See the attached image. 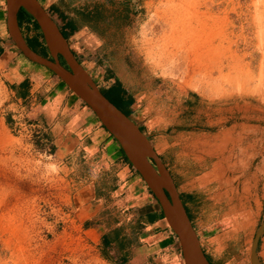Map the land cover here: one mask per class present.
Masks as SVG:
<instances>
[{"label":"rangeland","instance_id":"rangeland-1","mask_svg":"<svg viewBox=\"0 0 264 264\" xmlns=\"http://www.w3.org/2000/svg\"><path fill=\"white\" fill-rule=\"evenodd\" d=\"M41 2L74 22L76 31L67 44L96 87L122 82L132 97L130 118L172 170L186 166L177 156L179 146L164 148L174 128L168 124L173 108L179 110L169 97L176 87L197 91L208 101H228L234 117H250L254 129L264 124V85L259 84L264 78V0ZM23 27L29 36L44 39L32 22L24 21ZM1 69L0 264H117L100 236L136 226L123 218L131 212L123 203L125 192L104 188L95 199L82 200L81 183L86 178L101 183L105 161L101 155L84 156L64 167L42 127L41 133L18 131L17 119H32L26 116L27 107L9 94ZM106 96L118 102L115 90H107ZM254 132L249 142H229L253 163L249 173L213 174L207 184L195 187L190 173L172 174L199 233L204 234L201 227H212L210 239L221 236L207 246L203 235L213 264H251L247 252L264 221V140ZM206 180L199 178L200 184ZM188 188L193 197H186ZM257 259L264 264V230Z\"/></svg>","mask_w":264,"mask_h":264},{"label":"crops","instance_id":"crops-1","mask_svg":"<svg viewBox=\"0 0 264 264\" xmlns=\"http://www.w3.org/2000/svg\"><path fill=\"white\" fill-rule=\"evenodd\" d=\"M38 1L50 15L52 11L44 6L42 0ZM7 6L8 0H0V66L3 82L9 94L15 101L22 103L23 107H27L26 116L32 119L31 122L43 128L44 135L52 143L55 154L61 158L64 167L76 164L84 156L96 158L101 155L105 161L106 178L102 179L101 183L94 178L84 179L78 192L79 197L91 201L98 197L96 191L104 188L125 192L123 203L131 212L125 214L123 218L128 223L139 225L137 230L132 226L126 233L120 232L119 238L126 240L122 250L114 244L107 245L105 236L108 231H102L100 238L105 249L115 254L117 264H185L178 236L170 226L162 206L139 172L126 161L117 140L102 126L84 101L67 86H63L60 79L46 67L35 66V63L27 59L12 41L7 28ZM50 16L61 31L64 25L58 24L53 15ZM68 20L72 21L68 18L65 21ZM65 30L68 34L65 39L68 40L76 31V26L74 32ZM72 53L77 58L75 52ZM99 87L104 93L107 90H115L118 101L127 98L132 100L121 81ZM169 97L179 106V110L177 107L173 108L176 112L168 124L174 128L171 130L170 139L166 136L164 148L170 146L172 151L179 146L177 156L186 161V166L182 165L181 169L172 170L167 157L160 156L156 146L152 144L171 175L174 171L181 174L190 173L192 175L188 177L191 180L190 184L195 187L207 184L210 179L200 184L199 178L209 172L229 174L251 171L252 164L247 160L248 156L238 153L239 151H235L233 147L230 148L229 142L236 139L249 142L253 140L250 137L253 131L260 133V141L263 142V123L255 124L254 129L250 117L240 118L241 120L234 117V110L231 109L233 106H229L228 101H208L192 89L176 87V91L169 92ZM249 104L251 107L252 104ZM246 106L247 103L244 110ZM166 153L169 154L168 151ZM170 156L172 157L173 153ZM248 162L249 164H246ZM192 193V189L188 188L185 192L186 197H193ZM181 198L199 236L202 249L208 257L203 240L205 236L206 245L212 244L210 238L215 235L214 228L201 227L204 236L200 234L199 227L194 224V219L190 215L187 202L183 196ZM198 221L196 220V223Z\"/></svg>","mask_w":264,"mask_h":264},{"label":"water","instance_id":"water-1","mask_svg":"<svg viewBox=\"0 0 264 264\" xmlns=\"http://www.w3.org/2000/svg\"><path fill=\"white\" fill-rule=\"evenodd\" d=\"M21 7L25 8L39 25L51 58L37 53L26 43L18 22V12ZM7 28L10 38L22 54L30 61L51 70L92 109L103 126L117 140L129 162L139 172L162 206L170 226L178 236L185 264H212L202 249L199 236L176 183L148 135L95 86L87 71L73 55L60 29L40 2L8 0ZM58 55L62 56L68 67L60 62ZM139 148L143 149L142 155L137 154ZM263 230L264 221L255 235L251 248L257 264H259L257 245Z\"/></svg>","mask_w":264,"mask_h":264},{"label":"trees","instance_id":"trees-1","mask_svg":"<svg viewBox=\"0 0 264 264\" xmlns=\"http://www.w3.org/2000/svg\"><path fill=\"white\" fill-rule=\"evenodd\" d=\"M51 10H52V13L50 12V15H53V14H56L57 17H59V19L63 22V25H64V28L61 29V32L63 34V36L65 38H67L68 34H66V30L65 29H68L70 30V32H74L75 31V24L73 23V21H65L67 19V17L65 15H63V13L55 6L52 5L51 7ZM22 18L24 21H29V22H32L33 26L36 27L37 29H39V25L37 24V22L35 21V19L33 18L32 15H30V13L23 7L20 8L19 12H18V19L19 18ZM38 36H33L32 37V43H33V47L36 48L37 46H39L40 44L38 43ZM49 70V69H48ZM52 74H54L51 70H49ZM60 83L63 85V86H66V84L60 80ZM101 93L110 101L112 102L115 106H117L118 108H120L127 116H129L131 113H130V105L132 104V100L130 98H127V99H120L117 103H115L114 101L110 100L106 95H107V92L104 93V91L99 88ZM99 120V119H98ZM103 126V124H102ZM104 127V126H103ZM105 128V127H104ZM140 129H142L140 127ZM107 130V129H106ZM143 131V129H142ZM113 137V135H111ZM121 149V147H120ZM121 152L124 154L123 150L121 149ZM124 158L126 159V161L133 167V165L129 162V160L127 159V157L125 156L124 154ZM134 168V167H133ZM182 197V196H181ZM189 215V214H188ZM136 224V230L139 229V225L138 223H135ZM120 231H121V228L118 227V228H115L113 230H110L107 232L106 236H105V243L107 245L109 244H114L116 247H118L119 249H123L125 247V243H126V240L123 238L120 239L119 238V235H120ZM208 258V257H207ZM209 260V258H208ZM210 261V260H209ZM211 262V261H210ZM212 263V262H211ZM213 264V263H212Z\"/></svg>","mask_w":264,"mask_h":264},{"label":"flooded vegetation","instance_id":"flooded-vegetation-1","mask_svg":"<svg viewBox=\"0 0 264 264\" xmlns=\"http://www.w3.org/2000/svg\"><path fill=\"white\" fill-rule=\"evenodd\" d=\"M18 22H19V26H20V30H21V32H22V35H23V37H24L26 43L28 44V46H30V47H31L34 51H36L37 53H39V54H41V55H43V56H46V57L51 58L50 51L48 50V47L46 46V44H45V42H44V39L41 40V39L38 38V41H39L40 45L37 46L36 48H34V47H33V43H32V37L29 36V35L24 31V27H23L24 21H23V19H22L21 17L18 19ZM42 38H43V37H42ZM42 41H43V42H42ZM41 42H42V43H41ZM58 57H59L60 62H61L64 66L68 67L67 64L65 63L64 59L62 58V56H61V55H58ZM152 162H153V161H152Z\"/></svg>","mask_w":264,"mask_h":264},{"label":"bare ground","instance_id":"bare-ground-1","mask_svg":"<svg viewBox=\"0 0 264 264\" xmlns=\"http://www.w3.org/2000/svg\"><path fill=\"white\" fill-rule=\"evenodd\" d=\"M184 58V57H183ZM187 58V57H186ZM264 58V57H263ZM172 60V59H171ZM263 62H264V60H263ZM262 63V62H261ZM264 65V64H263ZM262 66V65H261ZM260 67V66H259ZM262 69V68H261ZM264 70V69H263ZM262 71V70H261ZM259 80V79H258ZM261 81V83H259V84H261L262 85V87H263V85H264V78L262 79V80H260ZM258 86V85H257ZM227 88V87H226ZM255 88V87H254ZM257 90V89H256ZM263 91V90H262ZM251 93H252V91H251ZM254 94V93H253ZM238 95V94H237ZM255 98V97H254ZM257 98V97H256ZM262 98V97H261ZM227 99V98H226ZM260 99V98H259ZM261 100V99H260ZM262 101V100H261ZM239 102V101H238ZM256 104V103H255ZM243 112V111H242ZM217 125V124H216ZM212 139V138H211ZM205 142V141H204ZM203 142V143H204ZM206 143V142H205ZM218 147V146H217ZM218 150V149H217ZM137 154H139V155H142L143 154V149L141 148H139L138 150H137ZM259 155V154H258ZM258 155H257V157H258ZM256 157V158H257ZM207 158V157H206ZM208 159V158H207ZM260 161V160H259ZM253 164V163H252ZM258 165V164H257ZM217 167V166H216ZM206 168V167H205ZM252 171V170H251ZM214 172V171H213ZM205 174V173H204ZM213 177V173L211 174L210 172L209 173H207V174H205V175H203V178H206L207 180L206 181H208L209 179H211ZM257 180V179H256ZM259 182V181H258ZM257 184V183H256ZM211 186V185H210ZM215 187V186H214ZM256 218V217H255ZM221 236H218V237H216V238H214V240H217V239H219ZM213 239L212 240H210V242L212 243V245L214 244L213 243V241H214ZM220 241V240H219ZM251 248V247H250ZM262 249V248H261ZM247 254H248V256H249V259H250V263L251 264H257V262H256V260L254 259V257L252 256V253H251V250H249L248 252H247Z\"/></svg>","mask_w":264,"mask_h":264},{"label":"built area","instance_id":"built-area-1","mask_svg":"<svg viewBox=\"0 0 264 264\" xmlns=\"http://www.w3.org/2000/svg\"><path fill=\"white\" fill-rule=\"evenodd\" d=\"M15 127H17L18 131H21V129H23L29 134H33L34 132L41 133V126L37 125V123L35 122H31L27 120L22 121L17 119V121L15 122Z\"/></svg>","mask_w":264,"mask_h":264}]
</instances>
